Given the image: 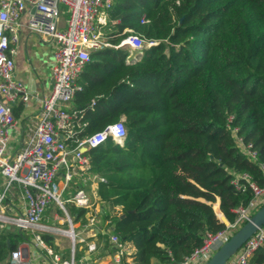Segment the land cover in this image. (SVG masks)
<instances>
[{"label":"trees","instance_id":"trees-1","mask_svg":"<svg viewBox=\"0 0 264 264\" xmlns=\"http://www.w3.org/2000/svg\"><path fill=\"white\" fill-rule=\"evenodd\" d=\"M108 14L112 44L126 28L157 43L129 60L124 47L94 51L76 82L72 108L85 123L76 137L121 118L126 127L122 142L108 137L85 152L110 207L98 212L107 222L98 235L104 248L109 229L131 242L134 264H176L206 231L226 227L216 212L232 223L233 209L250 202L247 182L232 183L237 174L264 185V0H114ZM22 109L15 104L14 117ZM231 114L256 162L227 130ZM68 208L73 223L85 222L87 209ZM42 237L58 250L51 235ZM23 240L3 230L0 260ZM248 264H264V243Z\"/></svg>","mask_w":264,"mask_h":264},{"label":"built area","instance_id":"built-area-1","mask_svg":"<svg viewBox=\"0 0 264 264\" xmlns=\"http://www.w3.org/2000/svg\"><path fill=\"white\" fill-rule=\"evenodd\" d=\"M114 0H0V233L16 227L24 240L12 249L0 264H30L31 255L36 261L43 257L49 264H134L132 243L121 240L108 232L107 247L88 240L96 236L98 212L87 213L91 207L82 190H76L64 199L60 194V168H64L63 188L73 181L75 169L90 165L83 151L102 144L108 137L122 142L126 136L124 119L106 126L88 136L78 138L77 132L85 126L83 111L69 106L76 91V82L90 60V54L106 47H124L135 57L143 47L157 43L146 40L132 29H124L126 35L118 44H112L106 27L110 22L108 10ZM66 8L65 25L61 26V7ZM27 13V28L51 46V88L44 94L29 90L14 78V54L20 41V17ZM147 20L142 17L141 22ZM115 22V21H113ZM36 99L39 112L21 130V122L14 117L11 108L16 103ZM94 105V100L91 101ZM234 116L227 117L226 128L235 144L251 161H257V153L251 142L240 134L239 126L233 124ZM264 172V164H260ZM244 179L253 192L246 206L233 209L235 218L223 229L206 231L201 245L185 255L176 264H204L230 236L264 204V185L260 186L250 175L237 174L232 180L238 187V178ZM21 187L24 211L17 215L4 213V203L13 184ZM70 201L76 207L87 209L85 222L73 223L67 211ZM55 203L66 215L68 228H48L40 224L46 209ZM222 212L216 213L220 220ZM63 225L64 220H58ZM7 226L9 228H7ZM66 235L71 240L69 255L64 257L42 237L43 234ZM98 231V232H99ZM90 233L91 236H84ZM264 243V223L242 244L225 264H248L254 252ZM84 245L83 256L77 257L79 245ZM103 253L107 261L96 253ZM85 255L87 257H85Z\"/></svg>","mask_w":264,"mask_h":264},{"label":"crops","instance_id":"crops-1","mask_svg":"<svg viewBox=\"0 0 264 264\" xmlns=\"http://www.w3.org/2000/svg\"><path fill=\"white\" fill-rule=\"evenodd\" d=\"M66 14H67L66 8L62 6L61 14H60V21H59L61 26L65 25V19L67 17ZM27 20H28L27 13H23L20 17V26H19L20 41L18 43V46L16 47V51L14 54V78L16 80L23 82L24 84L28 83V86L30 87L31 91H37L39 93L44 94L49 89L39 90V87H38L39 78L45 76L47 72H50L51 74V65H52L51 46L45 41H43L36 34L32 33L27 28ZM16 104H19V103H16ZM21 104L23 105V109L18 119L21 122L20 129L22 130L26 126V124L31 121L33 116H35L39 112L41 105L36 99H31ZM69 106L72 107L73 106L72 103H70ZM89 168H90V165L86 169H80V170L75 169L74 171L75 173L73 175V181L67 188H63L64 168L63 167L60 168L59 176L57 180L59 181L61 197H63L66 200V199H69V196L75 193L76 190H82L84 195L88 198L91 204V207L87 213H94V211L97 209L101 211L103 210L104 207L109 209L110 207L107 204L102 203L97 194L98 180L100 179L104 180V179L99 178L97 174H94L91 171H89ZM10 193H11L10 196L14 197L15 194L12 192ZM8 203L9 201H8V196H7L6 204ZM70 204L72 203L68 201L66 203V206ZM56 210L63 212L55 203H52V205L49 206L44 212V216L40 224L48 228L59 227V228L65 229V226L68 227V223L64 222L63 225L59 224V221H58L59 217H58ZM23 211H24V201L22 200V197H20V200L17 201V205L14 207L13 212L10 213L9 215L10 216L17 215V214L22 213ZM113 211L119 213L120 207L116 206L113 209ZM76 223H80V222L77 221ZM106 224L107 222L102 223L101 219L99 218V222L97 224V226H99L100 228L99 232L105 233ZM7 228L9 227L7 226ZM10 229L13 230V227H10ZM109 231L111 232L110 229L106 231L107 235ZM45 233L51 235L54 238L53 240L54 245L57 246L58 250H60V253L64 257H67L69 255V250L71 248V240L66 235L59 236V235L50 233L49 231L48 233L47 232ZM98 233H96V236L88 238V240H93L97 244L101 243V241L104 238L99 237ZM89 234L90 233H85L84 236H91ZM63 238H66L67 240H64ZM131 245H132L131 251L134 254L135 247L133 244ZM83 249H84V245L80 244L79 249L77 250V253H80L81 256H83ZM54 250L56 249L54 248ZM94 256H99L100 259H102V261H105V262L107 261V258L104 256L102 252L93 254L91 257H94ZM85 257L87 256L85 255ZM35 262L36 264L37 263L47 264L45 260L42 263H40L39 261H35Z\"/></svg>","mask_w":264,"mask_h":264},{"label":"water","instance_id":"water-1","mask_svg":"<svg viewBox=\"0 0 264 264\" xmlns=\"http://www.w3.org/2000/svg\"><path fill=\"white\" fill-rule=\"evenodd\" d=\"M120 142V141H119ZM84 152L87 151L85 148ZM219 207V195H218ZM214 209V208H213ZM215 211V210H214ZM216 212V211H215ZM220 221L229 225V221L221 214ZM264 223V204L251 216V219L241 225L231 236L224 242L204 264H225L226 261L242 246V244L256 231L257 227ZM99 230L96 231L98 233Z\"/></svg>","mask_w":264,"mask_h":264},{"label":"rangeland","instance_id":"rangeland-1","mask_svg":"<svg viewBox=\"0 0 264 264\" xmlns=\"http://www.w3.org/2000/svg\"><path fill=\"white\" fill-rule=\"evenodd\" d=\"M62 15H63V14H62ZM66 15H67V14H66ZM50 82H51V74H50V72H47L45 76L39 78V85H38L39 90H41V89H50V88H51V84H50ZM25 85H26V87H27L29 90H31L30 87L28 86V83H26ZM35 89H36V88H35ZM117 142H118V141H117ZM21 191H22V189L19 188V186H18L16 183H14L13 186L11 187V189H10V192L14 193L15 195H14V197L10 196V195H11L10 192H9V194L7 195V196H8V201H9V203H8V204L4 203L3 211H4L5 214L9 215L10 213L13 212L14 207L17 205V201L20 200V197H21ZM215 196H216V201H217V199H218V195L215 194ZM202 200H203V199H202ZM212 206H213V204H212ZM66 207H67V210H68V209H69V208H68L69 205H67ZM213 208H214V207H213ZM214 210H215V209H214ZM53 211H54V210H53ZM56 212H57L58 217H59L58 220H65V219H67V218H66V215H65L63 212H61V211H59V210H56ZM68 212H69V210H68ZM216 213H217V212H216ZM69 215H70V214H69ZM70 217H71V216H70ZM64 222H67V221H64ZM66 228H68V227L65 226V229H66ZM13 230H14V231H18V229H17L16 227H13ZM63 239H64V240H67L66 238H63ZM44 260H45V259H44L43 257H40V258L38 259V261H39L40 263H42ZM35 261H36L35 258L31 255V264H36ZM37 264H39V263H37ZM47 264H49V263H47ZM154 264H162V263L154 262Z\"/></svg>","mask_w":264,"mask_h":264}]
</instances>
